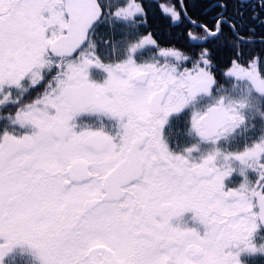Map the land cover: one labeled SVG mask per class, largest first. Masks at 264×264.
<instances>
[{
	"label": "snow or ice",
	"instance_id": "6c2138e0",
	"mask_svg": "<svg viewBox=\"0 0 264 264\" xmlns=\"http://www.w3.org/2000/svg\"><path fill=\"white\" fill-rule=\"evenodd\" d=\"M203 2L0 0V264H264V0Z\"/></svg>",
	"mask_w": 264,
	"mask_h": 264
},
{
	"label": "trees",
	"instance_id": "16d2710c",
	"mask_svg": "<svg viewBox=\"0 0 264 264\" xmlns=\"http://www.w3.org/2000/svg\"><path fill=\"white\" fill-rule=\"evenodd\" d=\"M189 5H190V14L193 16V18L199 17L203 20H207L203 18L204 16L202 15L203 7H204L203 1L197 2V0H189ZM149 20L151 23L150 29L154 31H166V32L170 31L168 26L164 22L156 20L154 18V14L151 12H150ZM177 31H179V29H177ZM160 36L163 37L164 35H160Z\"/></svg>",
	"mask_w": 264,
	"mask_h": 264
},
{
	"label": "flooded vegetation",
	"instance_id": "af4514ba",
	"mask_svg": "<svg viewBox=\"0 0 264 264\" xmlns=\"http://www.w3.org/2000/svg\"><path fill=\"white\" fill-rule=\"evenodd\" d=\"M200 1H203V0H200ZM205 8H206V4L204 3V7H203V11H202V15L204 16L203 18H205V19H209V18H210V15H211V10L209 9V10H208V14H207V15H204L203 13H204V11H205ZM150 30H152V29H150ZM152 31H154V30H152ZM154 32H157L158 35H165V34L168 33V32H166V31H154Z\"/></svg>",
	"mask_w": 264,
	"mask_h": 264
}]
</instances>
